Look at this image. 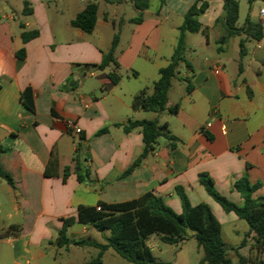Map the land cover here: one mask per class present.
Instances as JSON below:
<instances>
[{"label":"crops","instance_id":"obj_1","mask_svg":"<svg viewBox=\"0 0 264 264\" xmlns=\"http://www.w3.org/2000/svg\"><path fill=\"white\" fill-rule=\"evenodd\" d=\"M24 1L32 14H23ZM24 1L15 13L0 5V147L6 150L0 162L14 182L12 186L0 177L5 182H0V264H39L47 246L58 244L63 220L76 219L81 208L98 210L100 202L123 203L151 192L180 214L177 187L183 188L192 206L210 208L222 234L231 226L241 237L231 247H238L249 227L238 229L243 220L225 212L200 178L210 177L220 195L242 205L234 184L246 175L251 184L260 185L253 198L264 199V32L260 41L240 33L220 45L226 32L224 1L205 0L208 8L200 22L207 31L187 38L191 68H180L166 110L156 113L142 109L135 97L142 90L153 93L160 69L174 54L184 17L197 0H166L163 5L158 0L155 6L151 0L138 24L130 22L139 14L132 0H98L92 33L71 22L95 0H66L64 25L54 19L59 12L53 9L54 0ZM129 4L136 16L121 12ZM247 19L264 28L260 12ZM245 22L240 26L237 22V28ZM33 31L39 36L24 42L22 34ZM116 34L119 65L99 70ZM21 50L23 60L18 58ZM111 73L120 75L117 84ZM179 76L182 82L172 98ZM187 82L193 87L189 93ZM176 104L179 108L171 112ZM142 120L166 124L178 142L171 148L161 138L140 166L124 175L143 153L144 141L139 130L126 133L123 125ZM103 129L107 131L99 134ZM105 231L76 222L67 236L105 244L110 236ZM155 239L162 243L159 236H151L147 245L152 252L159 249ZM89 249L98 256L94 247H65L82 264L91 261L84 253ZM111 251L115 252L103 254V262L109 254L116 260L117 253ZM240 253L248 256L249 246Z\"/></svg>","mask_w":264,"mask_h":264},{"label":"trees","instance_id":"obj_2","mask_svg":"<svg viewBox=\"0 0 264 264\" xmlns=\"http://www.w3.org/2000/svg\"><path fill=\"white\" fill-rule=\"evenodd\" d=\"M98 0L87 4V6L77 14L71 22L75 28L86 33H92L97 24ZM110 3H119L121 0H104ZM151 0H132V3L139 14L130 22L138 24L143 20V11L149 9ZM161 5L166 0H159ZM225 16L223 20L225 34L221 37L219 44H225L232 36L240 33L257 41L263 37L264 28L260 23L246 20L243 28L238 29L236 24L239 20V2L237 0H223ZM208 8L205 0H197L188 10L184 17V22L179 28L177 46L169 64L160 69V77L153 85V93L148 94L146 90L139 92L135 100L139 106L151 112L160 113L166 110L168 94L173 80L179 74L180 68L185 66L191 68L186 59L187 38L191 34L207 29L202 27L200 16ZM24 15L32 14V8L28 1H24ZM39 36L37 31L24 32L22 38L24 42L33 40ZM246 39L240 41V56L244 57ZM119 43V35L113 39L112 47L108 53L104 54L102 62L98 65L99 70H104L111 64L118 66L115 52ZM25 50L18 53V58L23 60ZM113 84H117L120 75L109 74ZM193 87L187 82L186 92L189 93ZM179 108L176 104L170 108L175 112ZM126 133L139 130L143 135L144 150L136 159L133 165L124 173L128 175L140 166L142 161L152 152L161 138L169 141L171 148L176 147L177 137L170 135L166 124H159L158 121H128L123 125ZM103 129L99 134L106 132ZM6 150L0 147V159ZM0 177L10 185H14L11 175L2 167L0 162ZM201 184L206 192L227 212H234L240 220L247 223L249 229L238 247L227 246L222 237V226L206 204L192 206L182 187L176 188V195L182 203V213L177 214L166 202L153 193H146L142 197L123 203L105 204L98 203L97 207L81 208L78 217L63 220V227L59 233L58 246L69 247L71 245L83 247L90 246L99 250L98 256L87 264H103V254L109 250H114L118 256L131 264H166L156 261L151 248L147 245V240L157 235L160 241L167 245H179L186 240L188 231L194 234L198 247L203 250L204 257L199 264H264L261 255H264V199H254L253 193L260 187L253 185L248 177L244 175L234 184L235 189L240 193L243 204L237 205L220 195L214 188L213 181L208 176L200 178ZM79 223L89 225L97 231L109 230L110 236L105 244L91 242L87 240L72 241L67 236L68 228ZM246 246L250 248V254L244 256L240 250ZM236 259V260H235Z\"/></svg>","mask_w":264,"mask_h":264},{"label":"rangeland","instance_id":"obj_3","mask_svg":"<svg viewBox=\"0 0 264 264\" xmlns=\"http://www.w3.org/2000/svg\"><path fill=\"white\" fill-rule=\"evenodd\" d=\"M23 1L24 0H0V5L2 7H4L7 10V12H14L15 13L16 10L18 12V10L20 8H22ZM45 2L49 3V2H51V0H45ZM53 2L57 6V8H53V9L59 11L58 14L55 11V14L57 16L54 19H56V22L64 25L66 23V15L68 14L67 7H66V0H54ZM157 3H158V0H153L152 6L157 5ZM239 3H240V19H239L238 24H237L238 26L242 25L245 22V20L249 16V14L257 13V12L261 13V9H264V0H239ZM13 10H15V11H13ZM122 11L125 12V16H127V17L136 16L134 14L133 7L130 4L125 5L122 8L121 12ZM232 55H233L232 54V48H230L229 56H232ZM232 67H234V65L229 67V69L231 70ZM184 68L185 67H183L182 70ZM179 79H181L180 76H179L178 80L175 81L176 82L175 88L171 92L172 98L176 97V93L178 91L177 90L178 83L182 82ZM0 182L5 183L1 178H0ZM240 225L241 226H239L238 229H240V227L241 228L242 227L247 228V226H248L246 224V222H244V221L241 222ZM230 229H232L231 226H226L223 230L222 237L224 239L225 244L227 246L231 247V246H235L239 242L241 237L239 235H235V233L232 232V230H230ZM106 232L109 233L108 230L105 231V233ZM192 235H193V233L188 231V236H187L186 240L183 241L179 245H167L164 243H160V242H158V239H155L154 242H158V244H159V249L156 248L153 251L156 261L159 263H166V264H199L200 260L204 257V253H203V250L198 247L197 241L195 240V238ZM94 238L90 239V240L95 241L96 239H94ZM45 250H46L45 257L39 261V264H70L69 262H71V263L74 262L75 264H82V263H80V261H76V260L74 261L72 254L66 253L65 247L64 248L59 247L56 242H55L54 246L49 245V246H47V248ZM247 252H249V251H247ZM84 253H85V256L87 257V259L89 261L93 260L94 258L97 257L96 256L97 252L94 249H89ZM111 253H115V252L111 251ZM115 255H116L115 261L111 260L110 254L106 255L104 258L103 264H130L129 262L122 259L117 254H115ZM260 259L264 260V255H261ZM78 260H79V258H78Z\"/></svg>","mask_w":264,"mask_h":264},{"label":"built area","instance_id":"obj_4","mask_svg":"<svg viewBox=\"0 0 264 264\" xmlns=\"http://www.w3.org/2000/svg\"><path fill=\"white\" fill-rule=\"evenodd\" d=\"M261 15L264 16V9H261ZM74 130L77 134H79L81 132L80 129H78L77 127H74ZM98 210H100V207L98 208Z\"/></svg>","mask_w":264,"mask_h":264}]
</instances>
